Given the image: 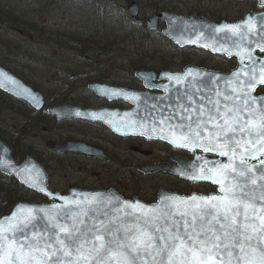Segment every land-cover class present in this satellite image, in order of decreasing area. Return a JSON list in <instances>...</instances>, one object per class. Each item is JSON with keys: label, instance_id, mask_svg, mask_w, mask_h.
<instances>
[{"label": "snow or ice", "instance_id": "1", "mask_svg": "<svg viewBox=\"0 0 264 264\" xmlns=\"http://www.w3.org/2000/svg\"><path fill=\"white\" fill-rule=\"evenodd\" d=\"M225 31L237 38L241 61H250L240 70L244 77L232 73L216 99L211 89H186L181 100L187 102L160 120L168 130L163 138L178 147L227 158L205 160L188 176L216 184L218 194L164 197L154 207L126 203L139 209L130 226L120 219L121 209L107 222L101 219L107 212L95 215L105 205L99 194L62 197L63 205L37 209L36 215L31 208L13 211L0 220V264H264V96L252 94L257 83L264 84V62L250 47L255 42L264 51V23L249 16L215 29ZM112 203L108 197L107 205Z\"/></svg>", "mask_w": 264, "mask_h": 264}, {"label": "water", "instance_id": "2", "mask_svg": "<svg viewBox=\"0 0 264 264\" xmlns=\"http://www.w3.org/2000/svg\"><path fill=\"white\" fill-rule=\"evenodd\" d=\"M127 12L133 18L136 16L137 5L135 2H132L130 5H128ZM249 16L258 19L259 14L250 12L236 22H221L218 25H214L213 23H209L204 20L210 29L206 30V27H203L202 31L198 30L196 38L190 33H186L185 35L182 33L180 30L182 21L180 20L179 16H176L173 13L163 11L149 18L146 23L148 28L154 29L156 27L157 19L161 18L167 22L166 27L162 30V35L169 38L173 43L182 46L185 44V41H187L188 44L194 43V41H196V45L203 49L214 53L225 52L227 54H231L238 58V62H241L239 55H237V52L240 49L234 46V42L237 40V38L231 37V39H229L228 37L231 36L230 33L226 31L223 33H216L215 29L223 24H233L240 22ZM193 20L196 21V19ZM253 46H257L255 42L251 44V47ZM0 74H2L0 75L1 92L25 102L35 111H40L42 109L43 97L41 92L30 87L23 80L18 78L15 74L1 65ZM181 75L180 73H169V71L164 70L160 71L159 73L138 70L135 72V76L142 81L144 87L143 90H134L127 87L109 85L95 81L87 84V89L95 96L106 101L121 100L130 106L127 109L110 107L81 108L68 103H60L47 108L46 113H48L50 116H53L57 120L74 119L79 121L99 122L107 126L113 133L118 135H136L146 138L170 141V139L163 138L165 135H168V130L166 125L160 124L162 116L168 117L173 115V112L177 109L181 97L184 96L186 89L189 90V93H191L194 91L190 90L191 87L197 84H202L199 89L202 93L208 94L209 89L206 85L210 84V87L212 85L210 79L211 76L209 75L199 74L198 79L194 78L191 80L185 79L186 76L184 74ZM6 77H10L12 80H14L15 84L8 82V80L5 79ZM177 77L181 79L180 84L176 83ZM164 79H167V82L154 83V80L163 81ZM183 85H187V87H184ZM151 90H158V92L152 93ZM212 93L213 92L211 91L210 94ZM197 95L200 97L199 93ZM129 96L132 98H128ZM177 122L178 117H174L170 121L172 124ZM141 125H143V127H141ZM162 127L164 128L163 132L161 131ZM45 147L48 149H53L55 147V142L52 140H47L45 142ZM55 150L57 153L61 154H79L86 157L100 158L104 160L107 159V156L104 154L102 148L84 143L80 140H63L56 145ZM140 169L148 173L153 171H163V168L151 170L148 169V167H141ZM0 173L13 177L26 189L36 192L37 194H40L46 199L50 200L49 203L17 202L14 204L8 214L0 217V220L4 219L6 216H9L13 211L19 214L22 210L27 208L33 209L34 215L37 214V209H44L46 211L51 210L52 205L55 204L59 207L65 203V201L61 199L62 197H68L72 200H81L85 195L91 198L93 195L99 194V196L104 199L106 206L101 205L99 207V211L95 213V215L98 216L100 212H107V217H101V219H104L107 222L108 219H111L112 216L116 214L117 209H121V212L119 213L120 219L125 225L130 226L135 222L134 218L139 214V209L126 208V203L128 205H136L139 203L143 206L154 207L158 205L164 197H178L173 194L161 195L157 203L147 205L137 201L136 198H133L132 201L125 200L113 189L81 190L71 187L68 189L66 194L54 192L47 187V176L43 166L30 155H26L20 163H16L10 153L9 148L2 140H0ZM108 197L113 199V203L111 205H107ZM117 197L119 198L118 200L116 199ZM129 212L132 213V215L126 216V213ZM93 222L94 221L91 219L88 221L90 224Z\"/></svg>", "mask_w": 264, "mask_h": 264}, {"label": "rangeland", "instance_id": "3", "mask_svg": "<svg viewBox=\"0 0 264 264\" xmlns=\"http://www.w3.org/2000/svg\"><path fill=\"white\" fill-rule=\"evenodd\" d=\"M3 1L8 4L25 7L27 10L31 8V0ZM47 1L50 4H47L48 13L46 15V22L53 28H68L72 26L71 24L92 26L94 23L88 20L94 19H98V22H101L106 28L117 27L119 29V25L122 23L120 15L117 12V8H121L119 0H114L110 5L96 2L94 11H88L84 6V0ZM208 1L214 2L216 0ZM217 2L218 8H226L227 5L225 0H218ZM157 4H159L161 10H167L168 7L176 6L167 4L165 1H160ZM177 6L179 8L181 7L179 5ZM249 7L250 6L246 4H241L238 12L236 9L233 10V8L227 9L225 12L230 13L231 17L226 19L231 20L237 18ZM153 9L154 7L149 8L148 5H145L141 12L142 15L140 16L147 15L150 10ZM223 17L225 18V16ZM162 27L163 25L161 22L158 25V29L153 32H143L140 29L131 31V28L126 27L125 29L128 35L124 42L125 48L129 51H135L150 57V64L154 66V68L177 59L179 57V52L160 34ZM1 35L3 38L6 36H14V39L13 43L8 48L9 51L3 50V48L0 47V64L12 71L13 68L21 72L31 71L33 74L32 80L43 77L42 74L39 73L40 68H46L47 65L54 64L64 59V56L56 52L51 54L50 50H47V46L43 45V40H40L39 43L28 42L15 36L13 33L4 32V30L1 31ZM15 45L16 47H14ZM132 83L133 81L131 80L130 83L123 84L132 85ZM131 87L134 88L135 86ZM80 89L81 88L76 89L73 96L75 95V98L79 97L80 99L84 98L87 105L71 103L68 100L65 102L68 104H75L82 108H86V106L90 108L114 106V104L107 103L105 100L99 99L91 93L84 94ZM17 108H22V106L17 104ZM43 112H45V109H43ZM13 119L14 115L11 116L10 114L9 117L5 113H1L0 125H4V127L13 125L15 123ZM107 136H109L108 133L99 128V126H90L69 120L55 121L53 118L49 117L46 123H40L36 128H27V133L24 135L23 139V146L28 147V154L33 156L45 168L48 186L52 190L64 193L69 187L81 189H106L111 187L125 197L131 198L133 195H136L138 198L145 201L151 200V195L153 194L152 188L159 187L163 180H140L132 169L124 171L125 169L122 168V166H117L114 163H104L100 160L83 158V156H60L55 154L54 151H50L44 147L46 139H52L56 142L63 139H79L87 143L102 146L103 140H105ZM25 154L27 153H23L21 157H15V161L20 162ZM2 177L3 178H0V183L4 189L10 190L13 198L33 203L45 202V199L41 196L23 188L11 178L6 180V177ZM172 185H174V183L168 181L167 185L161 184L160 186L164 189H174L170 188Z\"/></svg>", "mask_w": 264, "mask_h": 264}, {"label": "flooded vegetation", "instance_id": "4", "mask_svg": "<svg viewBox=\"0 0 264 264\" xmlns=\"http://www.w3.org/2000/svg\"><path fill=\"white\" fill-rule=\"evenodd\" d=\"M119 1L122 7H125V4L129 3L130 1H135L138 5L139 17L143 18L144 20L145 17L140 15H142L141 12L145 5L157 4L160 1H165L167 4L176 5L168 7L166 11L172 12L176 16L180 17V20L182 21L180 30L184 35L186 33H190L195 38L197 37L198 30L202 31L203 27H206V30L210 29L208 28L205 21L213 23L214 25H218L221 22L232 23L242 19L247 13L253 11L259 13L258 19H255L256 23L258 25L264 23V20H262V18H264V5L261 4V0L260 2L259 0H225L227 5L226 8H218V0L214 2H209L208 0ZM241 4H246L250 7L247 8V10L243 11L237 18L231 20L226 19L228 17H231V15L230 13H226L225 11H227V9L233 8V10L236 9L238 12L239 6ZM177 5L181 7L179 8ZM159 11H161V9L150 10L146 17L152 16ZM222 15L225 16V18ZM193 19H196V21H194ZM160 22L161 21H158L157 24L159 25ZM132 23L137 24L135 22ZM173 47L176 49V51L179 52V57L175 60H171V62H167V64L165 65L155 67L152 70H167L169 71V73H180V75L184 74L186 76L185 79L187 80H191L194 78L198 79L199 74L209 75L211 76L210 79L212 82V88L210 87V84L206 86L213 92L211 94L213 99H216L215 92L217 90L223 91L227 87L225 81L231 78L232 73L240 72L241 78H243L244 73L240 70L250 63L247 56L244 57L243 61L238 62V58L231 54H227L225 52L213 53L209 50L202 49L201 47L196 45V41L191 44H188L187 41H185V44L183 46L173 45ZM251 48L252 56L258 61L264 62V51H261L257 46H253ZM257 67H259V64L257 65ZM189 70L191 71L189 72ZM257 79H259V77H257ZM164 81L167 82V79H165ZM201 85L202 84L194 85L190 90L195 91V89L200 88ZM134 86L135 89L142 88L140 82L137 80H135ZM183 86L187 87V85ZM252 94L257 97L264 96V84L257 83ZM199 98L200 97L198 95L194 97V99H196L197 101H199ZM181 102L186 103V98H184L183 101L180 100V103ZM117 104V106L120 108L126 107V105H124L123 103ZM5 113L9 117L10 114L11 116L13 115L12 113ZM13 120L15 121L13 125H7L5 127L8 131L18 132L20 126L23 123V119H21V117H19L18 115H14ZM84 124L90 126H99V128L108 133L109 136H107L105 140H103L102 144L105 153L108 155V160L105 163H114L117 166H122V168L125 169L124 171L132 169L138 176V178H140V180H163L161 184L164 185H167L168 181L172 182L174 183V185H172V187L170 188L174 189L165 190H167L168 192L176 193L178 195H208L217 191L216 185L204 181L192 180L188 178V176L191 175L194 167L198 169L205 160L227 162L226 157H219L214 153H205L200 149L193 150L191 148H181L170 141L147 139L142 136H118L109 132L105 127L97 123ZM21 156L22 155L17 157ZM197 157H202L203 159L197 160ZM153 164L163 165L164 171H156L147 174L140 171L141 167ZM160 185L159 187L157 186L152 188V199L149 201L138 198L136 195L133 196H136L138 199L144 202H153L156 200L157 192L161 188ZM17 201L19 200L12 197L9 189L0 190V216L7 214Z\"/></svg>", "mask_w": 264, "mask_h": 264}, {"label": "trees", "instance_id": "5", "mask_svg": "<svg viewBox=\"0 0 264 264\" xmlns=\"http://www.w3.org/2000/svg\"><path fill=\"white\" fill-rule=\"evenodd\" d=\"M94 3L91 0H85L84 6L88 11H94ZM47 4H50L47 0H31V8L27 10L25 7L0 0V47L3 50L9 51L8 48L13 43L14 36L3 38L2 30L13 33L28 42L39 43L43 40V45L47 46L51 54L56 52L64 56L63 60L49 64L46 68H40L39 73L43 77L35 80H32L31 71L21 72L13 68L15 73L11 70L42 93L44 106L67 100L71 103L87 105L84 98H75L73 93L81 88L84 94H88L86 90L88 82L125 85L123 83L134 81L132 72L135 69L154 68L150 64V57L125 48L127 25L121 24L119 29L106 28L98 22V19H86L94 25L71 24L72 26L68 28H53L46 22ZM158 5L149 4L148 6L158 8ZM118 13L122 14V10ZM123 22L127 24L124 19ZM17 104H20L22 108H17ZM5 111L18 115L23 119V123L18 132L8 131L4 125H0V139L4 140L14 157L29 153L28 147L23 146L27 128H36L40 123H46L49 116L42 112H34L24 103L0 93V114ZM0 178L3 177L0 175ZM0 190H4L1 183Z\"/></svg>", "mask_w": 264, "mask_h": 264}]
</instances>
